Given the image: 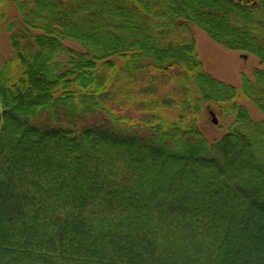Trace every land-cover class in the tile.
<instances>
[{
	"label": "trees",
	"instance_id": "16d2710c",
	"mask_svg": "<svg viewBox=\"0 0 264 264\" xmlns=\"http://www.w3.org/2000/svg\"><path fill=\"white\" fill-rule=\"evenodd\" d=\"M13 3L23 26L0 63V264H264V118L237 100L264 115V69L238 88L220 81L194 38L263 63L264 0ZM149 70L193 101L190 115L160 111ZM125 98L142 118L119 116ZM209 102L234 116L214 141L197 126Z\"/></svg>",
	"mask_w": 264,
	"mask_h": 264
},
{
	"label": "rangeland",
	"instance_id": "374dc122",
	"mask_svg": "<svg viewBox=\"0 0 264 264\" xmlns=\"http://www.w3.org/2000/svg\"><path fill=\"white\" fill-rule=\"evenodd\" d=\"M239 1L246 4L252 0ZM21 26H23L22 19L15 8L13 0H0V63L12 56L14 50L11 45L10 34L11 32L19 30ZM31 32L36 33L37 31ZM194 38L196 41L198 58L202 62L204 71L220 81L229 83L238 88L241 83L242 74L251 76L253 69H264V62L261 63L254 55L246 52L229 50L209 39L200 29L194 28ZM64 44L78 52L84 51V49L75 42L66 40L64 41ZM59 61L61 66L65 63L63 59H60ZM153 75H157V73L152 70H149L147 73H142V83L144 85H149L151 83L157 84L156 95L161 101H163V103L165 101L169 103V105L167 104L160 109L165 116L175 118L182 109H184L185 114L192 113L193 101H191L189 107L182 106L180 98L177 95L178 91L175 89L172 80L165 77V75H161V77L157 75V79L156 77L152 78L151 76ZM189 89L192 100H195V97L198 96H196L198 89L193 86H189ZM237 100L249 110L254 119L258 120L264 118L262 112H260L253 102L245 96L240 95ZM112 103L119 116L142 118L145 114L144 110L138 108L139 106L137 105V102L132 104L133 102H131L130 99H120L119 101ZM210 111L214 113L217 123L212 122ZM102 114L105 115L104 113ZM200 115L201 118L197 123V126L204 137L209 141L219 140L229 130L234 119V116L228 107L223 104H214L212 102L204 103L200 109ZM100 118L101 114H98L94 117H90L89 120L98 121Z\"/></svg>",
	"mask_w": 264,
	"mask_h": 264
},
{
	"label": "water",
	"instance_id": "95a60500",
	"mask_svg": "<svg viewBox=\"0 0 264 264\" xmlns=\"http://www.w3.org/2000/svg\"><path fill=\"white\" fill-rule=\"evenodd\" d=\"M210 114H211V116H212V122H213V123H217V119H216L214 113H213L212 111H210Z\"/></svg>",
	"mask_w": 264,
	"mask_h": 264
}]
</instances>
